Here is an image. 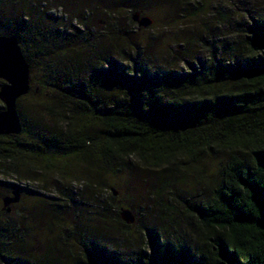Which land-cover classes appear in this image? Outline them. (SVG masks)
Instances as JSON below:
<instances>
[{"label":"trees","instance_id":"1","mask_svg":"<svg viewBox=\"0 0 264 264\" xmlns=\"http://www.w3.org/2000/svg\"><path fill=\"white\" fill-rule=\"evenodd\" d=\"M11 1L0 0V35H14L26 59L28 45L43 61L47 98L40 116L51 125L35 122L30 130L21 122L19 134L0 135V160L15 166L28 156L47 163L75 157L81 169L73 178L82 192L106 194L97 215L114 211L116 223L128 227L107 173L131 165L198 171L204 156L223 153L214 184L179 203L193 251L151 239L146 253L125 264H264V0H252L244 20L223 19L199 55L170 47L167 65L179 57L183 68L162 71L119 21L122 8L140 12L141 0H95L72 14L63 5L64 22L37 4L10 13ZM100 3L110 20L96 32L89 19ZM127 21L134 23L130 15ZM18 241L9 222L0 223V264H36L17 252ZM94 249L82 241L72 264H117Z\"/></svg>","mask_w":264,"mask_h":264},{"label":"rangeland","instance_id":"2","mask_svg":"<svg viewBox=\"0 0 264 264\" xmlns=\"http://www.w3.org/2000/svg\"><path fill=\"white\" fill-rule=\"evenodd\" d=\"M42 1L12 0L7 10L18 14L37 4L46 8L51 18L64 22L63 5L72 9L69 10L72 14L95 0H61L64 4L57 0ZM251 3L252 0H141L136 7L141 15L151 18L148 27L128 24L130 13L123 8L118 17L123 18L119 21L131 29L134 42L156 61L157 70L170 66L181 70L183 64L179 57H172L167 65L170 47H178L179 55L183 52L199 55L203 39L218 34L223 19L244 20V8ZM102 5L93 9L89 19L96 32L105 31L110 20L106 13L108 8ZM27 48L29 91L16 100V110L20 121L30 130H36L35 122L44 127L51 122L40 116L47 98V91L42 87L43 61L30 46ZM21 140L22 137L18 139ZM223 156V153L215 157L204 156L197 166L198 171L192 169L185 173L167 170L158 173L135 165L126 172L107 173L106 180L115 190L120 207L128 208L134 215L135 220L128 227L116 223L114 211L97 215L103 194H106L97 192L91 196L82 192L80 183L73 178L81 169L75 157H53V162L47 163L45 158L28 156L19 158L15 166L3 159L0 160V223L9 222L10 231L19 237L17 252L30 255L36 264H72L81 256L82 241L91 243L95 252L117 264H125L135 255L146 253L151 239L163 248L183 250L185 247V250L193 251L192 240L178 211L179 203L198 196L204 184H214ZM59 169L63 173L57 180L55 171ZM13 182L21 185L19 199L9 205L10 210L6 213L1 198L11 195ZM95 199L100 202L98 205Z\"/></svg>","mask_w":264,"mask_h":264},{"label":"water","instance_id":"3","mask_svg":"<svg viewBox=\"0 0 264 264\" xmlns=\"http://www.w3.org/2000/svg\"><path fill=\"white\" fill-rule=\"evenodd\" d=\"M137 28L148 27L152 20L149 16L141 15L138 11L130 14ZM29 65L22 54L17 38L14 35H0V135H17L22 130L21 121L16 110V100L29 91ZM21 185L11 183V195L1 198L2 208L7 213L9 205L19 199ZM115 195V190L110 189ZM120 219L126 224L135 220L132 212L125 207L119 208Z\"/></svg>","mask_w":264,"mask_h":264}]
</instances>
